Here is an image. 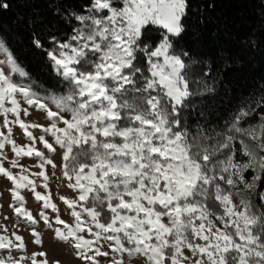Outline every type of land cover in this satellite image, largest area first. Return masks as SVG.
I'll return each instance as SVG.
<instances>
[{
	"label": "snow or ice",
	"instance_id": "1",
	"mask_svg": "<svg viewBox=\"0 0 264 264\" xmlns=\"http://www.w3.org/2000/svg\"><path fill=\"white\" fill-rule=\"evenodd\" d=\"M187 7V0H92L86 14L72 13L79 26L64 42L52 37L54 47L46 50L67 85L61 94H42L26 83L27 72L0 41V116L7 129L0 131V175L12 184L9 207L27 226L43 221L53 229L55 224L54 237L71 242L85 264H99L97 257L109 255L101 250L102 242L114 254L111 264H124L125 254L129 260L144 257L147 264H264V214L233 191L238 184L252 187L244 171L264 170L259 156L264 115L260 123L242 128L241 121L254 111L242 108L225 132L211 136L203 130L191 135L182 126L181 111L192 95L185 74L189 66L174 54L172 38L184 31ZM149 27L161 36L155 47L151 40L144 42ZM34 43L43 47L38 39ZM140 54L147 75L137 66ZM29 108L43 111L49 124L21 119V112L30 115ZM13 125L30 143H16ZM34 128L41 130L39 137L30 131ZM237 134L251 141L240 139L249 158L244 163L235 160ZM37 141L53 155L57 147L62 150V176L77 194L75 199L59 197L70 210L71 224L61 219L51 199L46 166L57 165L36 148ZM24 157L35 158L41 170L31 172V166L20 163ZM37 177L44 193L37 191ZM22 190L42 202L39 220L26 207ZM234 195L241 196L239 209ZM0 228L5 233L0 234V250L9 252L0 264H24L25 259L47 264L46 258L37 259L45 253L13 258L12 249H26L24 239L14 230L13 240L6 225ZM31 235L34 244H42L34 227Z\"/></svg>",
	"mask_w": 264,
	"mask_h": 264
},
{
	"label": "trees",
	"instance_id": "2",
	"mask_svg": "<svg viewBox=\"0 0 264 264\" xmlns=\"http://www.w3.org/2000/svg\"><path fill=\"white\" fill-rule=\"evenodd\" d=\"M4 3L8 7H0V41L27 72L25 82L42 94L66 92L67 85L46 50L54 47L52 37L68 40L79 26L71 14H86L92 0H0V5ZM187 5L184 31L172 38L174 54L189 66L185 74L192 95L181 111L182 126L186 124L191 135L201 130L210 136L222 133L242 108L254 111L240 127L260 123L264 115V0H187ZM160 38L155 28L144 32V42L151 40L153 47ZM36 39L42 48L35 46ZM137 66L147 75L142 54ZM240 139L251 141L237 134L233 142L235 160L244 163L249 158L243 154ZM259 156L264 157V151ZM243 175L252 187L238 184L233 191L241 192L257 214H264V170L249 168Z\"/></svg>",
	"mask_w": 264,
	"mask_h": 264
},
{
	"label": "rangeland",
	"instance_id": "3",
	"mask_svg": "<svg viewBox=\"0 0 264 264\" xmlns=\"http://www.w3.org/2000/svg\"><path fill=\"white\" fill-rule=\"evenodd\" d=\"M2 58L3 56L0 55V59ZM5 71L7 72V69H5ZM21 107L27 108L28 105L25 104L23 100H21ZM29 112L30 115L28 116H24L23 112H21L20 114L21 119L25 120L26 123H38L44 126H47L49 124V121L46 119V114L43 111H37L35 108H29ZM9 119L12 120L15 118L12 116V114H9ZM3 120L4 117L0 116V131L7 133V129L2 127ZM60 126L62 127L63 125L61 124ZM30 131H32L36 137H39L42 134L39 128L30 129ZM12 138L16 141L17 144L20 145L30 143V141H28L23 135V132L18 125L12 126ZM46 139H49L50 142L52 140L50 136H46ZM36 148L40 151H43L45 156H50L57 165L56 168L46 166V172L49 177L48 184L51 192V199L52 202L57 204L61 219L71 224L72 217L70 215V210L67 209L66 205L59 199V197L65 196L70 199H75L77 194L67 187V181L62 176V169L60 167L62 163V150L57 147L56 153L53 155L49 153L46 149H44L43 145L40 144L39 141H37L36 143ZM5 151L9 159H11L13 153L11 152L10 146L6 145ZM20 163L24 166H31V172H39L41 170L39 167L35 166L37 164V160L35 158L24 157L20 159ZM4 166L5 168L10 167L7 162H5ZM11 170L14 173L19 171V169L16 168H12ZM53 173H55V175H53ZM34 179H36L38 185L37 191L44 193L45 189L42 186H39L41 184L42 178L37 177ZM11 187V182L2 175H0V193H2V195H0V224L7 226L6 234L9 236V238L14 240V237H12V233L15 230L18 235L23 237L24 242L26 244V249L23 252L17 251L16 249H12V257L18 259L21 255L31 257L33 253H45L46 257L37 256V259L43 260L46 258L47 264H85L83 260L76 256V250L74 249L71 242H63L54 237V228L56 227L55 224L53 225V229H48L44 225L43 221H40L38 225L27 226L22 221L16 220L12 208L9 207V204L11 203V195L7 190ZM22 194L26 198V207L31 210L33 216L39 220L38 214L41 209L42 202H37L34 199L33 194L28 190H22ZM232 200L239 209L241 199L234 195L232 197ZM47 212L49 216L55 215L54 213H52L51 209L47 210ZM5 216H7L8 219H4ZM17 224L19 225L18 230L14 228V225ZM33 227L36 229V231L41 233V245H36L33 243L34 237L31 235ZM0 234H5L2 228H0ZM102 244L103 247L101 250L103 252L109 253V255L107 257L99 256L97 257V260L99 261V264H111L114 254L108 247L107 243L102 242ZM8 255L9 252L7 249L0 250V257H7ZM185 255L190 256L191 253L185 251ZM123 259L124 264H147L146 258L144 257H136L132 260H129L127 255L125 254ZM24 264H31V260L25 259ZM88 264H91V262H88Z\"/></svg>",
	"mask_w": 264,
	"mask_h": 264
}]
</instances>
